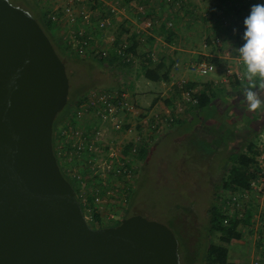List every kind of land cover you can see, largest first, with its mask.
Instances as JSON below:
<instances>
[{"label": "rangeland", "instance_id": "obj_1", "mask_svg": "<svg viewBox=\"0 0 264 264\" xmlns=\"http://www.w3.org/2000/svg\"><path fill=\"white\" fill-rule=\"evenodd\" d=\"M8 1L27 11L20 0ZM45 1L47 2L45 4H43L44 0L38 1V7L42 11L43 9L48 10V7H52L54 3L52 0ZM104 1L108 2L110 7L103 5L100 0L76 4L77 8L90 13L92 18V26H80V19H77V26L84 30V37H90L88 41L91 48L94 45H97V48L101 47L98 40L103 38L104 33L105 35L111 33L115 43L130 42L135 25H139L132 8L127 6L128 0ZM141 2L150 13V17L152 16V19L158 23L167 8L175 10L172 14L173 27L167 30H172L177 23L175 15L179 12L183 13V18L186 19H181L179 24L189 33V36L193 37L189 40L191 46L205 36L208 28L204 27L210 18H214L215 12L217 13L223 4L220 0H169L168 2L167 0H142ZM57 4L64 5L59 2L54 3L53 7ZM233 16L229 20H232ZM222 17L220 25L224 26L228 23V18ZM103 20L107 21V25L98 30L95 23ZM132 20H135V23H132ZM157 25L147 34L139 36L136 53L133 52V60L129 63L112 62L108 65L106 59L97 58L90 50L87 51L86 56H78L73 46L65 40L67 35H63L61 29H52L51 36L55 47L64 50L61 61L68 80L67 102L70 103L68 107H85V99L91 98L94 101L93 95L97 94L110 93L107 96L115 102L118 96L114 94L122 93L130 101L129 105L132 107L145 110L153 108V113L169 118L168 124L162 127L154 137L144 161H140L135 195L123 218L139 215L144 219L164 225L177 242L179 264H202L206 245L210 242L217 243V235L208 231L207 210L215 188L219 187L221 180L225 177L226 159L229 155L237 154L240 147L245 144L249 142L256 144L259 136L264 138V112L250 113L247 107H237L233 113L229 112L231 116L226 121H216L215 117L221 116L223 107H214L215 99L223 94L218 93L217 89L211 88L208 84L215 71L205 76H198L189 70L193 63L201 61L210 63L208 58H205L206 56L198 55L197 60L190 61L187 66L182 61L179 62L178 69L173 71L172 84L170 80L161 84L143 78L140 68L149 67L146 58L147 48L144 46L153 39L149 35L153 32L161 34L162 31L164 39L167 38L165 34L167 30L163 31ZM203 29L205 34L197 36L198 33H202ZM206 39L208 40V36L202 38V41ZM173 40L176 39L173 38ZM195 48L194 45L191 50ZM161 55L160 52L154 53L156 60L152 62L163 58L164 66L167 67L171 61L170 74L174 61L170 58V61H166V58ZM228 78H231L230 85L238 86L231 76ZM191 79L195 80L193 82L195 86L191 91H187L189 96L190 93H197L203 88L209 90L206 93L211 92L213 96L210 104L202 111L195 110L194 104L181 97V94L185 92L182 85ZM236 97L234 96V99ZM165 109L169 112H164ZM252 114L257 117L251 119ZM65 119L63 122L66 121ZM58 125L59 128L61 124ZM257 177L258 174L255 178ZM227 193L232 192L228 189H218V195L221 198ZM239 200L243 207L238 211V215H242L245 208L251 211L252 219L258 212L263 213L264 182L256 180L255 189L251 190L249 197L239 198ZM260 205L263 207L260 208ZM105 225L109 223L102 226ZM239 230L241 235L246 237L255 236L256 239L264 237V227L260 231L255 230L254 227L252 228L251 221L247 226L240 225ZM231 246L230 244L228 248ZM238 255L239 257L246 256L242 250ZM230 258L228 257L229 260ZM249 262L250 259L245 261V264Z\"/></svg>", "mask_w": 264, "mask_h": 264}, {"label": "water", "instance_id": "obj_2", "mask_svg": "<svg viewBox=\"0 0 264 264\" xmlns=\"http://www.w3.org/2000/svg\"><path fill=\"white\" fill-rule=\"evenodd\" d=\"M65 67L27 11L0 0V264H179L164 225L91 229L52 153Z\"/></svg>", "mask_w": 264, "mask_h": 264}, {"label": "built area", "instance_id": "obj_3", "mask_svg": "<svg viewBox=\"0 0 264 264\" xmlns=\"http://www.w3.org/2000/svg\"><path fill=\"white\" fill-rule=\"evenodd\" d=\"M93 1L95 0H68L67 4H57L52 10L43 9V12L55 29H61L62 34L67 35L63 38L73 46L78 56H86L87 51L90 50L97 58L107 59L109 52H112L118 63H129L134 57L132 52H127L130 42L115 43L114 39H110L107 47L97 48V45H94L91 48L88 41L90 37L85 38L84 30L77 26V19H80V26L93 25L90 13L76 6ZM100 1L110 7L108 2ZM141 1H127V6L132 8L136 21H139V25L136 24L133 30L137 38L153 30L157 24L159 27L162 25L166 30L173 27L174 9L167 8L158 23L152 19V16L150 17V13ZM45 3L44 0L43 4ZM227 3L235 12H239L242 16L245 13L244 17H247L252 5L264 3V0H228ZM106 25V20L95 23L98 30ZM219 42V39L214 38L211 43L216 46ZM237 62L240 60L238 59ZM189 70L198 76H205L214 72L215 66L201 61L191 64ZM226 74L233 75L230 71H226ZM109 94L93 95L94 101L91 98L85 99V107H83L85 112L82 110L79 113L86 114L89 128L71 130L65 119L66 121L61 124L63 126L54 133L52 153L56 164L63 178L71 182L85 224L89 228L95 227L91 229L106 227L107 225H102L116 223L126 215L132 192L135 191L140 166L139 154L142 150L149 151L154 137L170 121L168 117L153 113V108L145 110L132 107L122 93L114 94L118 96L115 102L107 96ZM181 97L191 104L196 103L187 91L183 92ZM255 145L254 163L259 170L258 177L250 181L247 190L227 193L221 198L225 215L231 216L235 211L241 210L243 206L239 198L249 197L251 190L255 189L256 180L264 182V138L259 136ZM261 207L263 205H260ZM262 215L263 213L258 212L253 217L252 228L254 227L255 230L260 231L264 227ZM250 264H264V250L254 254Z\"/></svg>", "mask_w": 264, "mask_h": 264}, {"label": "crops", "instance_id": "obj_4", "mask_svg": "<svg viewBox=\"0 0 264 264\" xmlns=\"http://www.w3.org/2000/svg\"><path fill=\"white\" fill-rule=\"evenodd\" d=\"M54 3H63L67 4L68 0H52ZM226 1V0H225ZM221 3H223V0H220ZM228 0L220 6V10H217V13L215 12L214 18L209 19L208 24L204 28H208L206 34L204 33V29L202 30V33H198L197 36H201L203 33L205 34L204 37L208 36V40L202 41V38L199 40L198 43L194 44L195 49L191 50V48L194 46H191V43H189V40L193 37L189 36V33L185 31V29L182 27L179 22L181 19L185 20L186 18H183V13H177L175 15L176 24L174 25V28L171 31V33L174 35L173 38L176 40H172L171 44H167L165 42L163 32L161 31V34H157L156 32L151 33L149 36L150 38H153L150 40V42H147V45L144 46V48H147V52H150L151 60H156L153 56V54H157L160 52L164 58L173 59L174 64L172 71L170 72V82H173L174 79V72L176 69H178L179 62H183L185 66L190 61L197 60L198 55L206 56L205 58H208L210 63H212L215 66V73L212 78L209 79L210 87L213 89H217V92L222 93L223 95H220L215 99V106L214 107H223L221 110V116L217 118L215 117L216 121H226L230 116L231 113L236 111L237 107H246L243 101L244 97L242 95L243 89L247 84V81L243 78V66L241 62H237L238 60V53L235 49H238L241 47L244 43L243 41V32L245 31L243 21L244 19L241 18V14L238 12H235V10L232 7H228ZM47 3V2H46ZM54 3H52V7H48V10H51L54 8ZM218 4V3H217ZM233 4L231 3V6ZM240 7L242 5L239 4ZM231 9V10H229ZM194 13V12H193ZM234 15V16H233ZM236 15V16H235ZM224 16L225 18H228L224 26H221V19ZM233 16L232 20H229L230 17ZM242 19V20H241ZM135 21V20H134ZM132 20V23H135ZM225 23V22H224ZM226 26V27H225ZM235 30V31H234ZM204 31V32H203ZM133 32V31H132ZM212 32V33H211ZM167 34V33H165ZM217 38L220 41V44L218 47H215L213 45H210L212 42V39ZM106 39V42H105ZM113 39V36L110 34L103 35V38L98 40L99 45L104 48L108 46L109 40ZM148 40V39H147ZM108 42V43H107ZM206 44L208 46H206ZM137 48V47H136ZM198 51V52H195ZM191 54V55H188ZM153 57V59H152ZM183 69V67H181ZM226 71L232 72V80L236 81L238 86L233 84L230 85V79L228 78ZM172 82L170 84H172ZM186 82H195L194 79H191L190 81ZM163 84V83H161ZM165 84V83H164ZM241 94H240V93ZM240 95V97H236ZM234 96L236 97L234 99ZM231 107V109H229ZM166 113H168V109H165ZM254 117H257L255 114L251 115V119ZM238 121V120H237ZM245 121V119H244ZM246 128V125H244ZM262 186V184H261ZM264 217V212L263 215ZM252 240V241H249ZM256 243V244H255ZM232 245L231 248H228L227 252V262L231 264H245V261L248 259L251 260L252 256L254 254H257L264 250V237H258L257 239L255 236H243L238 240H231L229 245ZM228 245V246H229ZM242 250V252L246 255L245 257H239V251ZM228 257H231L230 260ZM247 258V259H245ZM250 264V262H249Z\"/></svg>", "mask_w": 264, "mask_h": 264}, {"label": "trees", "instance_id": "obj_5", "mask_svg": "<svg viewBox=\"0 0 264 264\" xmlns=\"http://www.w3.org/2000/svg\"><path fill=\"white\" fill-rule=\"evenodd\" d=\"M20 1L25 6L28 13H30V15L37 22L43 33L47 36L50 43L52 44L55 53L61 60V56L63 55L64 50L55 47L53 38L51 36V31L52 29H55V27L49 22L48 19H46L45 12H43L42 9L38 7V0H20ZM226 1L223 0V3H225ZM244 14L243 16H241L242 19L246 18L244 17ZM160 28L163 29V31L165 30L162 25L160 26ZM133 35L130 36V47L127 49V52L135 53L138 38L135 35L134 36ZM166 35L167 38H165V42L167 44H171L174 35L169 30H167ZM149 42L150 40L148 41V43ZM146 54H147L146 58L149 67L147 66L140 68V72L143 78L154 83L169 82L170 80L169 67H171V61L169 60V57L168 59H166V61L167 60L170 61V64L167 67H165L163 58L157 59V61L153 63L150 57V52H146ZM117 61L118 59L114 57V54L112 52H109L108 58L106 59L107 64L109 65L112 64V62H117ZM182 86L184 91H191L195 85L194 83L188 82L183 84ZM206 88L209 89V86L206 85ZM207 91L209 90L203 88L197 93H193V94L190 93L191 98L196 100V103L193 106L195 110L202 111L206 109L207 106L210 104L211 98L213 96L211 92L206 93ZM69 105L70 103L67 102L66 106L68 107ZM67 113L68 111H66V115ZM66 115L63 116V119H61V121L58 122L57 124L55 123L52 124V135H51L52 150L54 148V133L59 126L58 124H62ZM58 116L59 115H57L56 118ZM243 147H244V151H242ZM243 147H240V151L237 154L229 155L227 157L226 159L227 170L225 177L223 180H221L219 187L215 188L213 192L212 201L207 210L208 231L210 233H214L217 235V243L210 242L206 245L204 251V260L202 261V264H231L227 262V252L230 241L238 240L241 237V232L239 230L240 225L243 224L247 226L248 222L251 221V224L253 226V219L251 217L252 215L249 209L245 208L246 210L245 209L243 210L242 215L240 217L238 216V211H235L231 216L225 215V212L222 210L221 197L220 195H218V189L220 188L224 190L228 189V191H231L232 193L236 191L247 190L250 181L254 180L256 175L259 174V170L254 163V156L256 154V145L249 142L245 144ZM147 155L148 152L142 150L139 154L140 161L141 160L144 161ZM64 179L69 183L70 187L73 188L71 182L68 181L67 178L65 177ZM134 195L135 192L133 191L131 201L133 200ZM224 220H226L225 223L223 222ZM117 224L118 222L107 225L106 227H113L116 226Z\"/></svg>", "mask_w": 264, "mask_h": 264}, {"label": "clouds", "instance_id": "obj_6", "mask_svg": "<svg viewBox=\"0 0 264 264\" xmlns=\"http://www.w3.org/2000/svg\"><path fill=\"white\" fill-rule=\"evenodd\" d=\"M243 24L244 43L235 49L247 81L241 102L250 113L264 112V3L252 5Z\"/></svg>", "mask_w": 264, "mask_h": 264}, {"label": "flooded vegetation", "instance_id": "obj_7", "mask_svg": "<svg viewBox=\"0 0 264 264\" xmlns=\"http://www.w3.org/2000/svg\"><path fill=\"white\" fill-rule=\"evenodd\" d=\"M82 110H84L85 112V109H83V107H64L61 112L57 114L59 116L57 118L55 117L53 123L57 124L58 122H60L61 119H63V116L66 115V111H68L66 120L68 122V127H70L71 130H73L74 128H81L83 130L89 128L90 125L89 121H87L86 114L79 113Z\"/></svg>", "mask_w": 264, "mask_h": 264}]
</instances>
